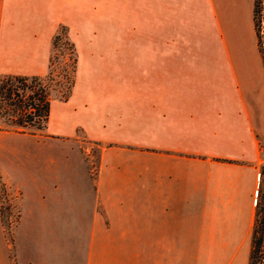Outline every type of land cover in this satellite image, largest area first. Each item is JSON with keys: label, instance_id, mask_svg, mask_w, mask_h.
I'll return each mask as SVG.
<instances>
[{"label": "crops", "instance_id": "0c3cea01", "mask_svg": "<svg viewBox=\"0 0 264 264\" xmlns=\"http://www.w3.org/2000/svg\"><path fill=\"white\" fill-rule=\"evenodd\" d=\"M61 1L0 0V77L46 74L52 37L59 25L71 29L76 9L54 10ZM207 1L224 5V42H238L244 28L260 60L253 0ZM244 57L226 49L224 60L131 51L124 81L76 80L65 102L50 101L48 133L71 138L80 128L100 147L82 264H248L263 162L264 68L258 83L246 85Z\"/></svg>", "mask_w": 264, "mask_h": 264}, {"label": "rangeland", "instance_id": "374dc122", "mask_svg": "<svg viewBox=\"0 0 264 264\" xmlns=\"http://www.w3.org/2000/svg\"><path fill=\"white\" fill-rule=\"evenodd\" d=\"M54 5V10L76 7L69 15L71 29L59 25L65 27L76 52L74 85L76 80L124 81L129 53L143 49L194 51L211 60H224V49L239 50L245 53L239 59L244 63L243 82L261 80L258 67L263 63L256 58L257 49L245 29L239 32L238 42H224V5L220 3L62 0ZM50 55V86L55 90L65 83L61 74L70 64L62 39ZM51 95L57 100L56 91ZM99 150L80 128L71 138H62L46 130L18 133L0 122V264H12L14 257L17 264L38 258L46 264H82L87 259L89 181ZM262 159L264 163L263 148ZM258 211L264 217V176Z\"/></svg>", "mask_w": 264, "mask_h": 264}, {"label": "trees", "instance_id": "16d2710c", "mask_svg": "<svg viewBox=\"0 0 264 264\" xmlns=\"http://www.w3.org/2000/svg\"><path fill=\"white\" fill-rule=\"evenodd\" d=\"M264 0H253L252 25L258 52L264 68ZM62 39L67 47L70 64L62 71L64 84L57 89L50 86L52 82L51 55L48 69L44 76H13L0 77V122L18 133L41 132L45 130L49 114L51 93L56 91L58 101L65 102L70 96L74 85L76 52L72 42L66 35L64 26H59L51 40L52 50L58 40ZM264 151V146L262 147ZM264 176V163L260 166V181ZM259 195V191H258ZM257 195V196H258ZM264 217L259 215L258 200L251 234V246L248 264H264Z\"/></svg>", "mask_w": 264, "mask_h": 264}]
</instances>
